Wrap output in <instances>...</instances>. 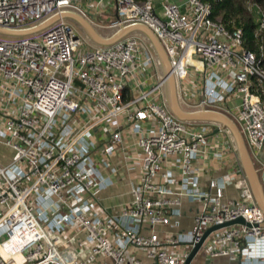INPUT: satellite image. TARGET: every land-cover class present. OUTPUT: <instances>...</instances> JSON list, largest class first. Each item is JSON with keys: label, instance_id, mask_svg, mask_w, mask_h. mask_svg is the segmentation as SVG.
Instances as JSON below:
<instances>
[{"label": "built area", "instance_id": "obj_1", "mask_svg": "<svg viewBox=\"0 0 264 264\" xmlns=\"http://www.w3.org/2000/svg\"><path fill=\"white\" fill-rule=\"evenodd\" d=\"M103 1L0 0L1 28L59 16L29 36H0V147L10 152L0 158V264H185L217 226L198 253L264 264V216L230 134L181 122L165 102L172 78L185 110L232 119L264 190V11L257 7L255 53L199 0H185L183 12L166 0L161 14L152 0H111L115 16L101 18ZM65 12L96 30L145 26L164 50L168 77L141 37L90 45ZM122 173L133 174L131 201L119 214L100 213V191ZM184 200L197 209L191 229L179 232ZM238 218L249 226H223ZM73 229L84 261L59 245Z\"/></svg>", "mask_w": 264, "mask_h": 264}, {"label": "water", "instance_id": "obj_2", "mask_svg": "<svg viewBox=\"0 0 264 264\" xmlns=\"http://www.w3.org/2000/svg\"><path fill=\"white\" fill-rule=\"evenodd\" d=\"M61 17L67 20H71V22L75 23L78 27H80L81 30L84 32L85 36L88 38V40H90V42L95 46L108 47L130 35H136L141 37L148 44V46L154 53L163 77L164 78L168 77L170 66L168 59L164 53V50L162 49L161 45L159 44L154 34L145 26L129 25L126 27L119 28L118 30L114 31L111 35L105 37L102 36L96 29L89 26L81 18H79L77 14L75 15V13L65 12L61 14ZM57 19H59L58 15L53 16L47 22L37 27L31 29H25V30H10L0 27V36L3 37L29 36L36 32H40L41 30L49 26L51 23H53V21L55 22ZM165 102L168 111L173 115L174 118H176L181 122L217 124L220 125L222 128H224L230 134L231 139L237 150L240 165L248 180L253 199L260 208L264 216V190L261 186L257 171L253 165L249 152L245 146L244 140L236 124L232 120H230V118H228L227 116L216 111H210L204 109L198 111L185 110L178 101L175 81L172 78H168L166 80ZM235 224H243L249 226L248 224H246V220L244 218H238L223 226H229ZM221 227L222 226L212 227L205 232L201 242L196 244L190 251L188 257L186 258L185 264L192 263L193 259L198 254L199 249L204 239L207 237V235L211 231L219 229Z\"/></svg>", "mask_w": 264, "mask_h": 264}, {"label": "crops", "instance_id": "obj_3", "mask_svg": "<svg viewBox=\"0 0 264 264\" xmlns=\"http://www.w3.org/2000/svg\"><path fill=\"white\" fill-rule=\"evenodd\" d=\"M94 4H96L97 0H91ZM166 0H152V4L154 6L155 11L157 14H161V4L165 2ZM170 3L177 4L181 11H184V1L185 0H167ZM112 5L111 0H105L101 2L100 7H97L96 11L101 12V18L104 17H114L115 12L112 8L109 9V7ZM71 22V20H68ZM73 23V22H72ZM259 159L264 161V151L259 153ZM251 158V157H250ZM252 160V159H251ZM254 167L257 171L259 165L254 164ZM234 167V165L232 164ZM232 166H230L232 168ZM229 167V168H230ZM228 168V169H229ZM226 169V170H228ZM226 170H221L220 172H217V174H223ZM258 174V173H257ZM133 178V174H120L118 176L112 177V185L103 189L99 193L100 197V203L98 210L99 212H105L110 214H119L123 212L127 204L131 201L132 197L130 194V179ZM228 196L230 198H235V188L228 187ZM197 209V206L195 204H190L186 200L183 201L181 211L184 213L185 217L181 219L180 227L178 229L179 232L190 230L192 227V216L195 214V211ZM154 230L157 233L167 232V233H175L177 230L165 229L162 226H157L154 228ZM72 236H75L74 240H71ZM83 240V236L77 235L76 236V230H68L64 235L61 237V241L59 242V245L61 248L65 249H71L73 251L78 252V259L81 261L86 260V251L80 250L78 248V243ZM136 257L141 258L143 255L142 251L134 252ZM103 261H105V264H112V260L109 258H105ZM144 263H147L148 260L142 259ZM191 264H238V261L235 259H229L225 257H218V258H208L204 255L203 252H200L196 255V257L193 259Z\"/></svg>", "mask_w": 264, "mask_h": 264}, {"label": "trees", "instance_id": "obj_4", "mask_svg": "<svg viewBox=\"0 0 264 264\" xmlns=\"http://www.w3.org/2000/svg\"><path fill=\"white\" fill-rule=\"evenodd\" d=\"M140 1V0H135ZM211 6L212 18H218L228 31L240 30L247 50L257 52L254 38L257 22V7L264 11V0H199ZM254 5L251 12L248 5ZM256 8V9H255Z\"/></svg>", "mask_w": 264, "mask_h": 264}, {"label": "rangeland", "instance_id": "obj_5", "mask_svg": "<svg viewBox=\"0 0 264 264\" xmlns=\"http://www.w3.org/2000/svg\"><path fill=\"white\" fill-rule=\"evenodd\" d=\"M75 15H76V14H75ZM77 16H78L79 18H81L83 21H85L89 26L92 27V25H91L88 21H86L83 17H81V16H79V15H77ZM53 23H54V21H53ZM53 23H51L50 25H52ZM73 25H74V26L76 27V29L79 31V33H80V35H81V37H82L83 40H85V41H86L88 44H90V45H94V44H92V43L90 42V40H88V38L85 36L84 32L81 30L80 27H78L75 23H73ZM97 31H98L102 36H105V37L111 35V34L114 32V30H100V29H97ZM228 118H229V117H228ZM230 120H232V119H230ZM9 155H10V152H9L7 149L0 147V158H1V157L8 158ZM6 161H7V160H6Z\"/></svg>", "mask_w": 264, "mask_h": 264}]
</instances>
